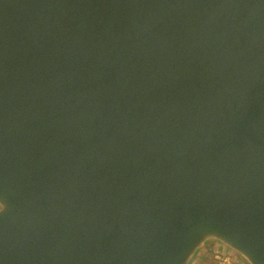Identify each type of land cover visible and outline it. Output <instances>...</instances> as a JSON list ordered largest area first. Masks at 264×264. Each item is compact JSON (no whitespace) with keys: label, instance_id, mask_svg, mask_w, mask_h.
<instances>
[{"label":"water","instance_id":"95a60500","mask_svg":"<svg viewBox=\"0 0 264 264\" xmlns=\"http://www.w3.org/2000/svg\"><path fill=\"white\" fill-rule=\"evenodd\" d=\"M264 264V0H0V264Z\"/></svg>","mask_w":264,"mask_h":264},{"label":"rangeland","instance_id":"374dc122","mask_svg":"<svg viewBox=\"0 0 264 264\" xmlns=\"http://www.w3.org/2000/svg\"><path fill=\"white\" fill-rule=\"evenodd\" d=\"M219 256L220 258H216ZM187 264H249L239 253L217 240L206 241Z\"/></svg>","mask_w":264,"mask_h":264},{"label":"built area","instance_id":"2783aa9c","mask_svg":"<svg viewBox=\"0 0 264 264\" xmlns=\"http://www.w3.org/2000/svg\"><path fill=\"white\" fill-rule=\"evenodd\" d=\"M216 258H218V259H219L220 257H219V256H216Z\"/></svg>","mask_w":264,"mask_h":264}]
</instances>
